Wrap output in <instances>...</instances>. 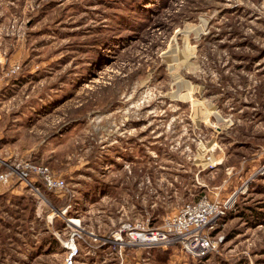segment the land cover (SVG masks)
Instances as JSON below:
<instances>
[{"label":"rangeland","instance_id":"obj_1","mask_svg":"<svg viewBox=\"0 0 264 264\" xmlns=\"http://www.w3.org/2000/svg\"><path fill=\"white\" fill-rule=\"evenodd\" d=\"M0 135V264L79 228L78 264H118L124 226L216 194L214 252L155 264H264V0H0Z\"/></svg>","mask_w":264,"mask_h":264},{"label":"built area","instance_id":"obj_2","mask_svg":"<svg viewBox=\"0 0 264 264\" xmlns=\"http://www.w3.org/2000/svg\"><path fill=\"white\" fill-rule=\"evenodd\" d=\"M21 179L27 180L30 173L41 176L48 190L61 192L67 189V182L63 176L53 173L45 164H38L32 161H23L21 164ZM11 173L0 172V185L7 184ZM231 201L223 204L218 198V194L211 197L204 195L199 199L184 204L179 210L163 216L157 226L129 225L124 229H129L128 243L120 236H115L112 243L118 247V264H129L124 247L131 246L135 251L149 253L152 248L179 247L181 251L196 259H201L214 252L217 242L210 234V229L214 227L217 220L225 214L226 208L231 206ZM69 217L67 218V222ZM78 219V218H77ZM70 224H73L69 222ZM75 223H78L75 222ZM79 225V224H78ZM80 226V225H79ZM73 227V226H72ZM69 236L60 239L61 244L66 248V255L63 264H78L80 247L77 238L82 237L79 229L72 230Z\"/></svg>","mask_w":264,"mask_h":264},{"label":"trees","instance_id":"obj_3","mask_svg":"<svg viewBox=\"0 0 264 264\" xmlns=\"http://www.w3.org/2000/svg\"><path fill=\"white\" fill-rule=\"evenodd\" d=\"M45 190V189H44ZM53 192H56V193H60L62 194L61 192H58V191H53ZM62 198V196H60ZM61 201V200H60ZM60 201H57V205L60 207L63 205L62 202ZM66 203V201H64V204ZM214 231V230H213ZM47 244H52L51 248L49 249L50 252H52L53 250V247H54V244H58V240L54 237V236H50V240L47 242L46 241V244H44V247L47 245ZM176 248V247H175ZM179 248V247H177ZM169 249V250H168ZM171 250L173 251V248L170 247V248H161V247H158V248H152L150 250V255L147 256V252H145L146 254L145 255V259L146 261L150 259V261H152L154 264L157 263V262H163V261H167L170 259V256H171ZM144 252V251H143ZM142 253V252H141ZM139 254V252H137V255ZM184 254V253H183ZM187 256V255H186ZM127 260H128V263L129 264H133V262H130L129 259H128V256H127ZM139 263V262H138ZM137 263V264H138ZM165 263V262H164ZM239 262H236V263H233V264H238ZM141 264V263H140ZM147 264V263H146Z\"/></svg>","mask_w":264,"mask_h":264},{"label":"bare ground","instance_id":"obj_4","mask_svg":"<svg viewBox=\"0 0 264 264\" xmlns=\"http://www.w3.org/2000/svg\"><path fill=\"white\" fill-rule=\"evenodd\" d=\"M69 222L73 223L72 225L77 226L76 225L77 223H75L76 222V219L75 218H70L69 219Z\"/></svg>","mask_w":264,"mask_h":264},{"label":"crops","instance_id":"obj_5","mask_svg":"<svg viewBox=\"0 0 264 264\" xmlns=\"http://www.w3.org/2000/svg\"><path fill=\"white\" fill-rule=\"evenodd\" d=\"M2 135H0V137H1Z\"/></svg>","mask_w":264,"mask_h":264}]
</instances>
